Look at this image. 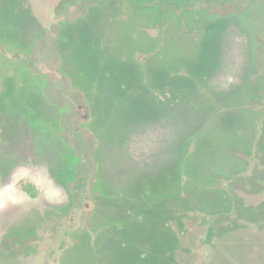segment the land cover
<instances>
[{"label": "rangeland", "instance_id": "obj_1", "mask_svg": "<svg viewBox=\"0 0 264 264\" xmlns=\"http://www.w3.org/2000/svg\"><path fill=\"white\" fill-rule=\"evenodd\" d=\"M0 264H264V0H0Z\"/></svg>", "mask_w": 264, "mask_h": 264}, {"label": "trees", "instance_id": "obj_2", "mask_svg": "<svg viewBox=\"0 0 264 264\" xmlns=\"http://www.w3.org/2000/svg\"><path fill=\"white\" fill-rule=\"evenodd\" d=\"M26 186H24V188H25ZM27 189V188H26ZM28 191H29V193L32 195V196H34L35 194H36V191H34V189H33V193H31V188L30 189H27Z\"/></svg>", "mask_w": 264, "mask_h": 264}]
</instances>
